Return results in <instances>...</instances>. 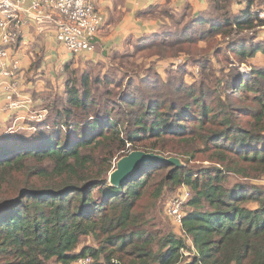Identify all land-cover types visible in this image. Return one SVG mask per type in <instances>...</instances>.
Wrapping results in <instances>:
<instances>
[{"label": "trees", "instance_id": "obj_1", "mask_svg": "<svg viewBox=\"0 0 264 264\" xmlns=\"http://www.w3.org/2000/svg\"><path fill=\"white\" fill-rule=\"evenodd\" d=\"M208 1L198 13H141L161 29L106 62H66L47 120L0 136V264H264V188L251 183L264 179V60L247 64L250 79L236 66L264 56V18L253 12L264 0H241L239 14L240 0ZM180 59L164 78L158 66ZM133 150L185 166L143 164L112 186ZM183 186L179 236L154 213Z\"/></svg>", "mask_w": 264, "mask_h": 264}, {"label": "crops", "instance_id": "obj_2", "mask_svg": "<svg viewBox=\"0 0 264 264\" xmlns=\"http://www.w3.org/2000/svg\"><path fill=\"white\" fill-rule=\"evenodd\" d=\"M91 3L103 17V23L90 52L79 55L67 52L57 40L54 23L49 20L30 21L18 30V40L10 49L12 62L20 68L18 89L13 99L23 106L11 109L5 92L0 89V136L7 134L13 122L28 127L34 122L26 125L27 122H21L23 119L37 123L47 120L49 108L46 103L60 89L62 60H74L76 66L87 61L106 62L105 52L124 49L129 39H138L161 29L158 18L141 15L151 8L169 7L181 12L186 4H191L194 13H198L209 7L208 0H91ZM245 6L241 0L236 2L234 12L239 14ZM18 13L25 16L21 11Z\"/></svg>", "mask_w": 264, "mask_h": 264}, {"label": "built area", "instance_id": "obj_3", "mask_svg": "<svg viewBox=\"0 0 264 264\" xmlns=\"http://www.w3.org/2000/svg\"><path fill=\"white\" fill-rule=\"evenodd\" d=\"M18 11L24 13L20 16ZM0 89L6 94L11 109H18L23 103L15 101L20 68L11 60V47L18 40V30L30 21L54 23L57 40L67 52L80 54L94 48L103 17L96 11L91 0H0ZM264 18V8L259 12ZM190 190L184 186L168 204V215L172 222L183 227L185 207ZM90 257L78 260L90 264Z\"/></svg>", "mask_w": 264, "mask_h": 264}, {"label": "rangeland", "instance_id": "obj_4", "mask_svg": "<svg viewBox=\"0 0 264 264\" xmlns=\"http://www.w3.org/2000/svg\"><path fill=\"white\" fill-rule=\"evenodd\" d=\"M261 10H262V8H258V7H256V9H254V13H258L259 14V12H261ZM259 16H260V14H259ZM259 37H263L264 38V27L260 30V32H259ZM204 45V44H203ZM226 45H224V47H225ZM81 54V53H80ZM230 55H231V52L229 53ZM62 55H63V53H62ZM76 55H79V54H76ZM224 56H225V54H224ZM232 57H233V59L234 58H236L233 54L231 55ZM63 57V56H62ZM186 59H183V62L185 61ZM263 60H264V56H262V55H257L255 58H253V59H250V61H248V63H240V64H236V66L239 68V70L241 71V73L243 74V76L244 77H246L247 79H250L251 78V69H250V67H248V65L247 64H253V66H261V64H263ZM68 61H70V59H67V60H65V61H63L62 60V63L60 64V66H59V69H60V89L58 90V92H57V94H61V95H63L64 94V90H65V79H66V72L64 71V69H63V67H64V62H68ZM181 59L177 62L178 63V65L176 64V65H171V64H166V65H159L158 66V70L161 72V74H162V76L164 77V78H167V73H166V71H165V67H168V68H170V67H172L173 69H177L178 68V66H180L181 65ZM76 61H74V63H75ZM80 64V63H79ZM79 67L81 66V65H78ZM173 69H171V70H173ZM195 71V68H194V66H190L189 65V72H191V71ZM226 70H228V69H226ZM187 78H189L190 79V77H187ZM54 97V96H53ZM52 97V98H53ZM62 98H64V96L62 97ZM62 102H64V100H60V103H62ZM50 103V102H49ZM48 103V105H51V104H49ZM46 106H47V104H46ZM31 121H33L34 123H32V124H35V123H37L36 122V120H26V119H23L21 122L24 124V123H26V125L27 124H30V122ZM29 122V123H28ZM38 123H40V122H38ZM22 124V125H23ZM17 130H20V132H26V133H32L34 130L31 128V125H28V127H24V126H21L20 124L18 125V123L16 122H13V124L10 126V129H8V133L9 132H15V131H17ZM24 130H28V131H24ZM197 164H199V163H197ZM204 164H207V162H204ZM203 164V165H204ZM198 166H200V165H198ZM251 183L252 184H254V185H259V186H261V187H263L264 188V179H262V180H252L251 181ZM183 188H184V186L183 187H181L179 190H183ZM188 188V187H187ZM189 189V188H188ZM179 190L178 191H175V192H170V193H168V194H166V197L164 198V200H163V202L162 203H160L159 204V209H157L156 210V212L154 213V217H155V222L157 223V225L163 230V231H165V232H173V233H175V234H177V235H179V236H181L183 233H182V228H180L179 226H177L176 224H174L173 222H172V220H171V218H170V216L168 215V208H167V204H168V202L172 199V198H174L175 196H177L178 195V193H179ZM251 206H253V204H251ZM186 208V207H185ZM86 243L88 244H92L90 241H87V242H84L83 243V245L80 247V249H79V251H81L84 247H85V245H86ZM192 248H193V250H195L194 249V246L192 245ZM72 264H80V262H78V261H76V262H74V263H72Z\"/></svg>", "mask_w": 264, "mask_h": 264}, {"label": "water", "instance_id": "obj_5", "mask_svg": "<svg viewBox=\"0 0 264 264\" xmlns=\"http://www.w3.org/2000/svg\"><path fill=\"white\" fill-rule=\"evenodd\" d=\"M151 162H164L166 164L173 165L175 168H181L185 166V163L180 157H167L155 152L133 150L129 154L116 161L114 169L109 174V183L112 186L119 187L126 183L132 174L143 164ZM7 204L8 203H1L0 207Z\"/></svg>", "mask_w": 264, "mask_h": 264}]
</instances>
